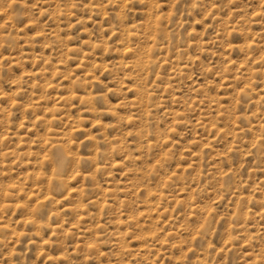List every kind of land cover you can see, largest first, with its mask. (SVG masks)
<instances>
[{"label": "rangeland", "instance_id": "obj_1", "mask_svg": "<svg viewBox=\"0 0 264 264\" xmlns=\"http://www.w3.org/2000/svg\"><path fill=\"white\" fill-rule=\"evenodd\" d=\"M0 264H264V0H0Z\"/></svg>", "mask_w": 264, "mask_h": 264}, {"label": "bare ground", "instance_id": "obj_2", "mask_svg": "<svg viewBox=\"0 0 264 264\" xmlns=\"http://www.w3.org/2000/svg\"><path fill=\"white\" fill-rule=\"evenodd\" d=\"M61 151V150H60ZM61 154H62V152H60ZM59 155V154H58ZM59 157H62V155L61 156H59ZM63 158H64V156H63ZM62 159V158H61ZM60 160V159H59Z\"/></svg>", "mask_w": 264, "mask_h": 264}]
</instances>
